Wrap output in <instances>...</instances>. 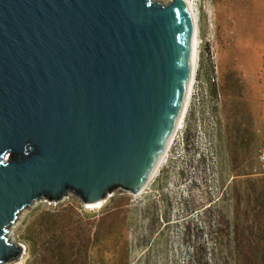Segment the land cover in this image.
Wrapping results in <instances>:
<instances>
[{
	"label": "water",
	"instance_id": "1",
	"mask_svg": "<svg viewBox=\"0 0 264 264\" xmlns=\"http://www.w3.org/2000/svg\"><path fill=\"white\" fill-rule=\"evenodd\" d=\"M0 0V264L35 202L135 193L185 103L191 28L180 0Z\"/></svg>",
	"mask_w": 264,
	"mask_h": 264
},
{
	"label": "rangeland",
	"instance_id": "2",
	"mask_svg": "<svg viewBox=\"0 0 264 264\" xmlns=\"http://www.w3.org/2000/svg\"><path fill=\"white\" fill-rule=\"evenodd\" d=\"M190 1V99L151 180L99 209L35 202L7 264H264V0Z\"/></svg>",
	"mask_w": 264,
	"mask_h": 264
},
{
	"label": "bare ground",
	"instance_id": "3",
	"mask_svg": "<svg viewBox=\"0 0 264 264\" xmlns=\"http://www.w3.org/2000/svg\"><path fill=\"white\" fill-rule=\"evenodd\" d=\"M180 1L183 3V5L185 6V9L187 10V14H188V17L190 20V27L189 28H191V59H190V68H189V80L190 81H188L187 95H186L185 103L183 105V109L181 111L180 119H179L178 123L176 124L174 131L172 132V135H171V138L168 142L166 150L164 151L162 156L158 159L156 164L153 166V168H152L153 170L150 171L148 177L146 178V181L142 184L141 188H139L135 193H132V194L140 193L146 187L148 181L151 180L150 178L153 176L155 170H157V167L159 166L162 158L164 157L166 152H168L167 150L169 148V145L173 139V136H174L176 130L181 127L182 118L185 114L186 107H187L188 101L190 99L189 97H190V92L192 89V83H193L194 72H195V62H196V50H197V36H196L197 31H196V28L197 27H196V19H195V14H194V10L192 8L191 1L190 0H180ZM105 200L100 201V202L93 204V205H90V204H83V205H84L85 209H89V208L90 209H99L100 207H102ZM22 213H24V210L20 213V217H21ZM17 221H19V218L16 219V222L14 223L13 227H11L9 229V235H11V231L15 227ZM10 241H11V243H13V241L11 239H10Z\"/></svg>",
	"mask_w": 264,
	"mask_h": 264
},
{
	"label": "built area",
	"instance_id": "4",
	"mask_svg": "<svg viewBox=\"0 0 264 264\" xmlns=\"http://www.w3.org/2000/svg\"><path fill=\"white\" fill-rule=\"evenodd\" d=\"M258 161L264 166V152H260L258 155Z\"/></svg>",
	"mask_w": 264,
	"mask_h": 264
}]
</instances>
